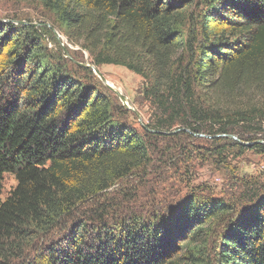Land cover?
<instances>
[{
    "label": "trees",
    "instance_id": "1",
    "mask_svg": "<svg viewBox=\"0 0 264 264\" xmlns=\"http://www.w3.org/2000/svg\"><path fill=\"white\" fill-rule=\"evenodd\" d=\"M7 1L36 9L95 68L141 77L150 115L138 122L50 28L6 15L0 178L16 185L0 200V264H264L260 183L243 185L237 206L144 195L168 163L247 149L217 136L264 140V0Z\"/></svg>",
    "mask_w": 264,
    "mask_h": 264
},
{
    "label": "rangeland",
    "instance_id": "2",
    "mask_svg": "<svg viewBox=\"0 0 264 264\" xmlns=\"http://www.w3.org/2000/svg\"><path fill=\"white\" fill-rule=\"evenodd\" d=\"M15 4L19 5L16 7V9L14 8ZM36 11V9H32L27 4L22 2L0 0V24H3L2 21L4 20L2 19L6 15H18L19 18H27L32 20V25H37L34 26L35 28L45 27L49 29V24H43V20L40 19V16ZM23 22L25 23V21ZM40 22H42V24H40ZM15 24L19 25V22H15ZM50 31L54 38L59 40L62 54L66 59H68V61L74 63L77 60L81 61L75 62L77 65H92L90 64V59L87 52L78 47L70 45L62 35L55 31L58 34V38L57 35L52 32L51 28ZM44 45L48 50H57V47H55L52 43L50 36L44 37ZM96 70L104 77L107 82H110L116 90L127 97L134 112L131 110L130 111L133 113L134 117L137 118L138 122H142V120H148L150 115V107L142 97L143 89L147 85L146 81L120 66H101L98 69L96 68ZM94 76L102 85H104L95 74ZM118 101L124 106V104L119 99ZM124 107L127 109L126 106ZM132 121L135 127H137L136 121H134L133 118ZM208 138L209 137L204 135H200V137H198V139ZM236 138L238 139V137ZM238 141L240 140L238 139ZM248 144L250 145H242L243 147L247 148L242 150V152L236 148H229L228 152L222 157V161L224 162L221 161L218 164L214 163L212 161L214 159L209 158L207 154H203L204 156L201 157L195 152L192 154V156H198V159L189 161L184 166L181 165V162H177V167L172 168L168 163L167 167L162 168V170L154 177V179L164 181L161 185H151L149 182H144V185L146 186L144 190L146 200L148 198L151 200H160V202L163 200V202H165L167 200V203H169V201L173 200L174 198L176 199L177 197H181V195L185 196L187 193L189 194L194 192L197 194H202L205 197L222 199L226 202L233 203L235 206L243 205V203L237 202L240 201L238 198L241 195L243 185L245 186L248 183H260L262 187L264 186V152L252 148L254 144L262 145L264 147V140H258L252 145L251 143ZM208 145L209 144L207 143L196 141L193 142L192 150L199 149L201 150V153H203V150L209 149ZM15 185L16 181L13 175L4 174L1 176V201L9 195ZM114 190L115 189L112 188L108 191V193H112ZM155 195H157L156 199Z\"/></svg>",
    "mask_w": 264,
    "mask_h": 264
},
{
    "label": "water",
    "instance_id": "3",
    "mask_svg": "<svg viewBox=\"0 0 264 264\" xmlns=\"http://www.w3.org/2000/svg\"><path fill=\"white\" fill-rule=\"evenodd\" d=\"M1 22V21H0ZM6 21H2V23H5ZM19 24H21V25H26V23H24V22H19ZM33 26H37V25H33ZM49 27V26H48ZM52 30V32L53 33H55L56 35H57V37H58V34L55 32V30L54 29H51ZM59 38V37H58ZM80 66H83V67H86V68H88V69H90L99 79H100V81L111 91V92H113L117 97H118V99L124 104V106H126L127 107V109H129V110H131V111H133L134 112V110H133V108H132V105L129 103V101H128V99H127V97L125 96V95H123V94H121L118 90H116L114 87H112V86H110L109 84H108V82L104 79V77L96 70V68L93 66V65H82V64H79ZM139 121H140V118H139ZM198 137H200V135L198 136ZM223 138V137H227V138H229V139H231V140H233V141H236V142H238V143H240L241 145H243V146H247V145H250V144H247V143H242V142H240V141H238V139L235 137V136H217V137H215V138ZM257 143H261V142H257ZM253 143H251V145H252Z\"/></svg>",
    "mask_w": 264,
    "mask_h": 264
},
{
    "label": "bare ground",
    "instance_id": "4",
    "mask_svg": "<svg viewBox=\"0 0 264 264\" xmlns=\"http://www.w3.org/2000/svg\"><path fill=\"white\" fill-rule=\"evenodd\" d=\"M108 84H109L110 86L114 87L110 82H108Z\"/></svg>",
    "mask_w": 264,
    "mask_h": 264
}]
</instances>
